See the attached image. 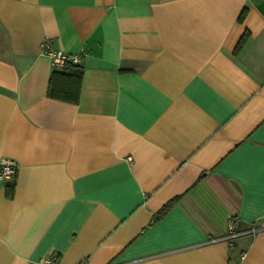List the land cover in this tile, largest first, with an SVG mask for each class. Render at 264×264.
<instances>
[{
	"label": "crops",
	"instance_id": "1",
	"mask_svg": "<svg viewBox=\"0 0 264 264\" xmlns=\"http://www.w3.org/2000/svg\"><path fill=\"white\" fill-rule=\"evenodd\" d=\"M1 158L0 264H264V0H0Z\"/></svg>",
	"mask_w": 264,
	"mask_h": 264
},
{
	"label": "trees",
	"instance_id": "2",
	"mask_svg": "<svg viewBox=\"0 0 264 264\" xmlns=\"http://www.w3.org/2000/svg\"><path fill=\"white\" fill-rule=\"evenodd\" d=\"M246 35L244 34L237 48H241L245 43ZM83 74V67L80 64H75L71 60L65 61L62 68H56L50 74L47 84V96L55 99H60L69 102H77L81 88V79ZM7 194L9 196L13 193L14 185L6 186ZM178 197L167 201L159 210L153 215V221L164 216L171 206L175 203Z\"/></svg>",
	"mask_w": 264,
	"mask_h": 264
},
{
	"label": "built area",
	"instance_id": "3",
	"mask_svg": "<svg viewBox=\"0 0 264 264\" xmlns=\"http://www.w3.org/2000/svg\"><path fill=\"white\" fill-rule=\"evenodd\" d=\"M41 52L49 57L56 68H62L65 61L71 60L75 64H80L81 53H63L61 51L55 50L49 41H43L41 43ZM130 160V158H128ZM16 162L9 158L0 159V180H12L16 173ZM232 229V227H229ZM42 263L52 264V258L41 259Z\"/></svg>",
	"mask_w": 264,
	"mask_h": 264
}]
</instances>
